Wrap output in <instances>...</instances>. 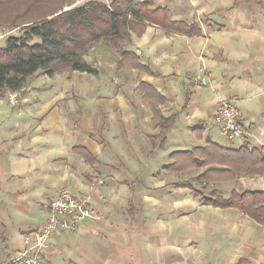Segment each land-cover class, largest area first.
I'll use <instances>...</instances> for the list:
<instances>
[{"label":"crops","instance_id":"obj_1","mask_svg":"<svg viewBox=\"0 0 264 264\" xmlns=\"http://www.w3.org/2000/svg\"><path fill=\"white\" fill-rule=\"evenodd\" d=\"M145 1L171 20L197 24L199 34L149 24L125 45L148 70L118 68L117 53L101 40L85 56L96 73L38 72L18 104L0 98V264L46 221L60 189L94 214L54 232L41 264H264V226L175 186L198 170L163 169L170 153L210 141L264 147V0ZM197 73L208 84L192 83ZM141 83L169 100L160 106L165 116L177 114L160 146ZM220 98L238 109L242 135L234 141L213 122ZM78 145L94 161L77 155ZM216 185L223 194L264 191V174Z\"/></svg>","mask_w":264,"mask_h":264},{"label":"trees","instance_id":"obj_2","mask_svg":"<svg viewBox=\"0 0 264 264\" xmlns=\"http://www.w3.org/2000/svg\"><path fill=\"white\" fill-rule=\"evenodd\" d=\"M76 1L0 0V32L4 38L0 45V98L20 91L38 72L49 76L71 71L96 73L85 56L101 40H107L117 53L118 68L148 70L125 45L132 34L139 36L149 24L166 34L192 36L200 32L197 24L171 20L167 9L153 8L145 0H87L74 5ZM137 89L153 115L154 126L160 129L159 146L163 145L177 114H163L160 106L169 100L149 84L141 83ZM73 151L85 162L94 161L83 146H75ZM169 156L170 162L163 167L166 172L198 170L175 186L189 189L201 204L234 208L264 226V191L231 190L224 195L216 185L263 175L264 147L249 149L242 144L230 148L210 141Z\"/></svg>","mask_w":264,"mask_h":264},{"label":"built area","instance_id":"obj_3","mask_svg":"<svg viewBox=\"0 0 264 264\" xmlns=\"http://www.w3.org/2000/svg\"><path fill=\"white\" fill-rule=\"evenodd\" d=\"M191 82L197 85L208 84V79L202 73L192 76ZM21 98L20 91L7 94L8 104L14 106ZM213 122L220 132L230 141L239 139L242 127L239 121L238 109L231 99L220 98ZM46 221L35 231L24 237V248L16 257L6 264H41V254L48 246L51 235L59 229H74L77 224L94 214L85 200L73 196L66 189H60L47 204Z\"/></svg>","mask_w":264,"mask_h":264},{"label":"rangeland","instance_id":"obj_4","mask_svg":"<svg viewBox=\"0 0 264 264\" xmlns=\"http://www.w3.org/2000/svg\"><path fill=\"white\" fill-rule=\"evenodd\" d=\"M82 2H84V0L77 1L75 4H76V5H79V4H81ZM215 130H217V129H215ZM225 188H226V187H225ZM229 190H230V189L227 188V189H226V192H225L224 194H227V195H228L229 192H230ZM228 191H229V192H228Z\"/></svg>","mask_w":264,"mask_h":264}]
</instances>
